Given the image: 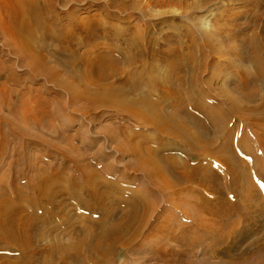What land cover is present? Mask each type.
<instances>
[{"label": "bare ground", "instance_id": "obj_1", "mask_svg": "<svg viewBox=\"0 0 264 264\" xmlns=\"http://www.w3.org/2000/svg\"><path fill=\"white\" fill-rule=\"evenodd\" d=\"M40 1L37 5L35 0H2L0 13L10 34L6 43L14 45L15 51L24 57L29 67L38 68L29 71V78L42 76L57 86L61 94L65 91L69 103L85 100V106L76 108L81 113L105 109L143 123L137 132L128 133L121 128L119 132L123 133V137L119 140V134L116 136V147L132 159L123 162L124 170L119 172L123 176L121 179H132L133 174H138L146 180V184H141L143 191L134 189L125 194L111 192L118 190V181L106 178L97 167L91 168L96 166L93 161V165L89 161L84 162L87 151L81 149L77 152L78 147L70 144L72 136H63L62 132L46 125L45 130L52 138L45 140L49 142L48 145L61 151L63 158L72 162V169L68 173L67 164H57L56 167L52 163L31 165L32 159L31 164L25 163L22 153H17V157L8 161L9 179L2 182L0 177V264H109L113 262L111 253L115 250L122 253L141 249L132 244L145 233L165 241L173 239L179 243L177 247L191 246L194 250L198 244L204 245L209 237L208 233H203L206 229L217 233L215 246L225 241L222 238H229L227 246L231 241L233 243L229 245L230 248L221 251L223 256L217 257L216 261L200 258L187 261H193V264H264V221L260 230L253 227V222L264 208V136H259L264 133V31L250 35H240L238 31L233 36L236 43L230 44L228 41L224 46L227 51L233 52L240 65L250 61L256 71L257 83L251 80L246 67L240 66L244 74H239L237 85L240 88L228 86L227 82L218 85L213 91L220 101L213 103L206 99L203 90L197 89L200 80L196 78L194 65L190 72L192 74L188 73L178 80L172 78L171 74L158 78L152 75L148 78L140 74L137 76V70H134L133 77H119L120 57L124 56L123 63H128L132 58L131 62L142 58L148 54L153 36H128L127 33L122 37L120 32L105 35L99 24L116 19L128 24L127 12L129 8H135L137 2L134 0H105L104 10L111 16L104 21L96 15L79 16L78 10L60 13L56 11L55 0ZM217 1L226 0H199L190 7L200 9L203 6V10L208 11ZM153 2L159 4L162 0ZM221 4V9H225L224 3ZM255 6L258 11L252 14V19L262 21L264 0H255ZM110 9L124 16L120 17ZM237 15L234 14L235 17ZM162 22L175 29L166 37L167 41L178 42L176 46L168 47V51L170 48V51L178 52L200 47L199 44H187L180 40L182 36L190 41L196 39V29L200 32L199 25L176 26L168 19ZM235 25L238 24L232 22L226 24V28L215 27L214 31L228 38ZM120 30H125V27L122 26ZM117 39L123 44L120 54ZM49 45L59 51H70L71 57L62 61L54 59L49 53ZM135 48L137 52L133 54ZM179 58L188 60L186 57ZM75 59L79 60L76 64L78 67L72 61ZM169 62L172 65L174 60ZM187 68L189 70V65ZM21 78L9 64L3 62L1 50V91H11L6 82L12 81L15 86L21 83ZM155 81L162 85L164 99L167 93L181 103L190 99L195 106L185 103L184 108L181 105V108L173 106L171 111L158 107V103L156 105L148 98V93L141 91L142 86L150 88ZM57 93L60 98V92ZM3 96L4 93L0 94V97ZM26 101L22 102L20 110H23L24 122L30 128L37 126L45 117L59 119L61 109L65 107V101H58L56 108L50 109L42 95L33 97L32 108H28ZM6 110L17 117L19 115L17 106L7 105ZM228 113L236 115L242 125L235 133L234 129L239 123L231 122L236 117H229ZM28 114H32L33 118H27ZM8 124L12 126V131L20 130L14 121ZM246 124L250 126L251 137L243 133ZM147 128L159 133L160 137H174L181 143H168L164 145L165 150L152 147L145 143L149 139L141 135ZM97 132L101 134L100 130ZM21 133L26 137L31 136L23 127ZM219 134L222 135L221 144L217 143ZM136 135L138 139L134 138ZM112 137L111 134L109 139ZM247 138L257 142V152L247 147ZM60 143L65 147H61ZM239 144L249 160L236 153ZM181 145L190 151L188 156L191 159L197 153L199 156L204 154L207 160L188 166L185 160L167 154V150H179ZM104 156H109V152ZM211 159L214 166L219 165L214 172ZM110 169L108 173L112 172ZM115 201L119 204L113 206ZM167 203L190 218L189 223L198 228L197 236L190 232V225L185 226L184 232L177 233L174 215L165 210ZM158 211L163 217L154 223L152 215ZM250 211L253 216L246 217L240 224L241 215ZM93 214H99V217ZM204 215L215 218L212 221V218ZM221 217L229 219L230 224H221ZM217 221L220 224H214ZM191 236L192 241L187 242ZM249 236L251 241L242 246ZM237 243L241 245L233 250L231 246ZM215 250L220 252L219 249ZM213 255L214 251L210 256Z\"/></svg>", "mask_w": 264, "mask_h": 264}, {"label": "rangeland", "instance_id": "obj_2", "mask_svg": "<svg viewBox=\"0 0 264 264\" xmlns=\"http://www.w3.org/2000/svg\"><path fill=\"white\" fill-rule=\"evenodd\" d=\"M35 1L37 5L41 2L40 0ZM134 1L137 2L135 8H132L133 10L129 8L127 12L129 16L128 24L122 23L117 19L111 20L112 22L110 23L101 22L99 24L100 30L104 31L105 35H108V32L110 35L120 32L122 37H125L127 33L128 36L131 34H134L135 36L141 35L144 37H149L150 35L153 36L154 40L147 49L148 54H145V56L140 58L141 60L138 59L140 61L135 60L131 62L134 59L132 58L128 63H123L122 61H124V56L120 57L121 64L119 67V77L121 79H124L128 75L133 77L135 75L134 70H137V76L140 74L142 77L148 78L149 75H152L153 78H158L159 76L165 77L166 74H171L172 78L178 80L179 77L187 76V74L191 72L194 65V71H196L197 74L196 78L197 80H200V84L198 85L197 89L203 90L205 93L204 95H206V99H210L213 103L220 101L219 97H216V93L213 91V88L216 89L218 85H223L225 82H227L228 86L233 87L236 85L238 88H240V85H237V82H239V74H243L242 68L240 66H245L248 74L251 75V80L257 83L255 75L256 71L253 65L250 64V61H244L242 63L243 65H240L241 62L236 59L233 52L227 51L224 47L228 41L230 44L232 42L234 44L235 38L233 36L238 31H240V35H250L252 33L264 31V29L261 30V28L264 27V17L262 21L260 19L253 21L252 19V14L258 11V7L255 6V0H226L225 2L217 1L211 5L212 9L208 11L203 10V6L200 7V9L190 7V5H196L199 0H162V3L159 4H156L153 2V0ZM104 2L105 0H68V2L64 3L63 0H55V5L57 7L56 11L58 10L60 13L69 12L70 10H75L76 12V10H78L79 16L90 17L92 15H96L99 20L104 21L111 16L105 12L104 9L106 4ZM221 2L224 3L225 9H221ZM1 4L2 0H0V5ZM112 12L114 11L112 10ZM116 14L120 17L124 16L121 13ZM234 14H238L237 17H235ZM194 18L196 21H194ZM165 19H168L176 26L182 25L184 27H189L196 25L198 27L199 25L200 32L196 29V39L190 41L187 37L182 36L180 40L187 44L191 42L196 43L197 45L199 44L200 47L186 48L178 52L170 51L172 47L178 44V42L175 40L170 42L167 41L166 37L170 35L175 29L167 27L162 22ZM232 22L238 24L239 26L235 25V29L230 30L231 34H228V38L227 36L219 35V33L217 34L216 30V32L214 31L215 27L226 28V24L228 25ZM118 23L119 25L117 27ZM205 24L208 26L205 27ZM122 26L125 27V30H120ZM8 37H10V34L8 31H6L5 23L2 19V13H0V51L2 50V60L4 63L9 64L10 68L16 74H18L20 77H23L20 79L21 83L15 86L14 82L12 81L6 82L5 85L10 87L11 91L8 90L3 92L0 89V94L4 93V96L0 97V177L2 182H7L9 179L8 161L17 157V153L24 154L25 163L29 162L31 164L30 159H32L31 165H38L40 163L45 165L52 163L53 167H56L57 164H67L69 166L67 171L68 173L71 172L72 162L70 160H66V158H63L62 152L55 147L48 145L49 142L45 140L49 137L52 138L45 130V126L50 125L51 127H54V129L62 132L63 136H72L73 140L70 144L78 147L77 152H80L81 149L87 151V158L84 162L89 161L91 163V161H93V164L96 165L91 168L97 167V169H100L106 178L118 181V190L116 191L114 189L111 190V192H117V194H120L121 192L125 194L128 193V191L134 189H142L141 191H143L144 189L141 188V184L142 186L145 185L146 180L140 177V175L133 174V176H131L133 177L132 179H121L123 176H120L119 172L124 170L123 162H129L132 159L129 154H124L116 147L118 142L116 136L119 134V140L121 137H123V133L119 132L121 128L128 133L137 132L141 130L143 123H140L127 116H120L113 111H108L105 109H95L93 111H89L88 114L81 113V111L77 110L76 108H80L82 105L85 106V100L81 99L69 103L68 101H70V99L68 94L65 91L61 94V91L57 86H54L51 82L46 81V79L42 76L36 75V77L33 78L28 77L29 71L31 69L38 70V68L34 66L29 67L27 65L28 62L25 63L24 57L15 51L14 45L12 43H6ZM116 42L119 46L118 52L120 54V48L123 47V44L120 39H117ZM239 46L241 47V45ZM168 47H171L169 51L167 50ZM48 50L52 57L56 60H68L69 57H71L70 51H59L56 47L51 45L48 46ZM135 50L136 48L132 50L133 54L137 52ZM128 52L131 51H127V53ZM151 52H153V54H151ZM179 57H186L188 60H182ZM170 60H174L172 65H170ZM72 61L75 65L79 63V60L77 59ZM174 65L176 66L173 69ZM187 65H189V70ZM149 87L150 88H145L142 86V93H148V98L156 105L158 103L159 105L157 106L162 107L166 111H171L170 108L173 106H176L177 108H181L182 106V108H184L185 103L191 104L193 107L195 106V102L190 99L186 98L187 100H182L181 103L179 100L172 99V97L167 93V98L164 99L163 94L165 92H163L162 85L156 81L154 85ZM57 92H60V98L57 97ZM35 95H42V97L48 101L50 109H55L56 105L59 103L58 101H65V107L61 109V117L59 119L53 117H50L49 119L45 117L37 126L31 125L32 128H30L27 123L24 122L25 116L23 110H20V106H22V102H24L26 99V105L28 108H32V100ZM7 105L17 106L19 109V118L6 110ZM228 114L229 117H236L235 119H231V122L234 124L239 123V125L234 129L235 133L237 132L238 127H242V125L240 124L236 115H232L230 113ZM32 116V114H28L26 117L31 119L33 118ZM9 121H14L21 131L22 127L26 129L27 133L31 136H24L20 130H17L16 132L12 131L10 129L12 126L8 124ZM249 127L250 126L247 124L244 125L243 133H245L246 136L251 137L248 129ZM97 130H100L101 134H99ZM146 132L149 135H147ZM111 134L113 137L109 139ZM141 135L149 139L148 141H145L146 144L157 149L165 150L164 145H167L168 143H181L179 140L177 141V139H174V137H160L159 133L149 128L143 130ZM259 136L263 137L264 133ZM134 138L138 139L139 137L136 135ZM54 139H52L53 142H55ZM61 139L65 140V138ZM160 140L162 143H160ZM164 140L166 141L165 143H163ZM247 140V147L249 149L252 148L253 151L257 152L259 150V145L257 142L252 138H247ZM221 141L222 135L217 138V143L221 144ZM60 146L65 147L63 143H60ZM241 148L244 150L243 146L239 144L238 149H235L237 151L236 153H239L249 160L250 158L244 154L245 150L242 151ZM108 152L109 156H104L108 154ZM188 152L190 153V151H188L184 145H181L179 150H167V154L177 156L178 158L185 160L188 162V166L198 165L207 160L204 154L199 156L197 153L193 156L194 159H191L188 156ZM212 159L210 162H212V170L214 172L219 165L216 164V166H214ZM183 160L182 162H185ZM25 166H28V164H25ZM110 167V171L112 172L108 173L107 171ZM129 171L131 172L132 170L129 168ZM223 172L227 171L224 170ZM27 174L29 175V172H27ZM226 176L228 175L226 174ZM168 191H170V189H168ZM229 196H231V194H229ZM115 203L118 202L115 201L112 205L115 206ZM170 204L171 203H167L165 205V210L167 213L174 215L176 222L175 227L178 229L177 233H180L181 231L184 232V228H186L185 226L190 225V232H194L193 234L196 235V233H198V228L189 223L190 218L186 217L182 212L177 211ZM159 211L154 212L152 215V221L154 223H157L163 217L162 213L160 214ZM263 214L264 208L253 222L254 228H260V225L264 221ZM93 216L99 217V214H93ZM251 216H253L252 211L241 215L242 219L240 220V224L243 222V219ZM204 217L208 219L212 218V221L215 218L212 215H204ZM216 223L219 222L217 221L214 224ZM221 224L229 225L230 221L229 219L223 217ZM203 233H208L209 237L205 240L204 245L200 243L194 248V250L191 246H188V248H185L184 246L177 247L179 246V243L173 239L165 241L159 237H156V235L152 236L145 233L132 244L135 246V248L141 247V249H137L136 251H124L122 253H116L117 250H115L113 253H111V260L113 262L109 264H193V261L187 260H199V258L203 260L208 259L216 261L217 257L223 256L221 255V251L230 248L229 245L233 243L231 241V243L227 246L226 243H228L229 238H222L225 241L218 243V245L215 246L214 243L215 240H217V233L210 232L208 229L203 230ZM190 239H193V237L191 236L188 238L187 242H191L192 240ZM251 239V236H249L242 246H245L247 243H249ZM239 245L241 244L237 243L231 247L233 250H235ZM215 249H219L220 252L216 251ZM212 251H214V255L210 256ZM4 253L7 254V252ZM151 254L155 255V257L150 256Z\"/></svg>", "mask_w": 264, "mask_h": 264}]
</instances>
